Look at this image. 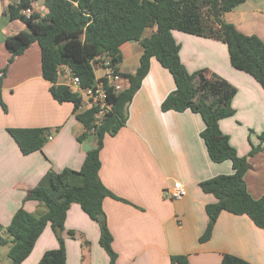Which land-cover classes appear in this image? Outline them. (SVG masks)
Returning a JSON list of instances; mask_svg holds the SVG:
<instances>
[{"label": "crops", "instance_id": "crops-1", "mask_svg": "<svg viewBox=\"0 0 264 264\" xmlns=\"http://www.w3.org/2000/svg\"><path fill=\"white\" fill-rule=\"evenodd\" d=\"M15 0H0V68L10 56L5 39L28 26L9 18L7 7ZM35 11L46 12L43 0H31ZM242 34H255L264 42V0H244L223 14ZM154 27L144 29L148 36ZM180 44L179 56L188 71L205 68L225 78L237 89L232 98L235 112L219 120L239 155L250 165L244 174L252 198L264 196V149L248 155L260 143L264 130V89L248 73L235 69L221 41L173 31ZM142 47L138 41L120 46V73L133 74ZM96 75L101 73L94 64ZM58 83L66 84L64 65L57 71ZM121 89L128 81L121 76ZM50 82L41 74L40 49L31 43L8 64L1 81L0 105V235L18 208L39 216L43 203L26 199L28 191L49 171L78 170L86 152L95 147L94 129H86L75 118L71 102L58 103L49 92ZM170 72L156 58L150 59L147 74L127 107V116L118 132L105 135L100 150V181L117 197L106 196L102 210L112 235L116 264H176L171 256L184 255L188 264H220L223 253L241 257L250 264H264V228L246 214L222 210L208 240L201 242L208 217L205 205L216 200L199 187V182L218 174L232 173L229 160L213 162L200 136L204 122L198 113L162 111L160 104L174 90ZM43 128L46 140L40 150L23 154L7 128ZM81 137V139H79ZM264 145V138L261 141ZM181 185L185 194L171 198L169 190ZM100 228L77 203H71L62 236L66 264H109L99 244ZM8 244L0 243V264H10ZM58 247L50 225L36 239L29 255L20 264H36L45 250Z\"/></svg>", "mask_w": 264, "mask_h": 264}, {"label": "trees", "instance_id": "trees-1", "mask_svg": "<svg viewBox=\"0 0 264 264\" xmlns=\"http://www.w3.org/2000/svg\"><path fill=\"white\" fill-rule=\"evenodd\" d=\"M244 0H43L48 12L32 11L23 15L21 9L30 6L31 0L9 4V18H18L28 31H19L5 39L10 56L0 68V105L6 112L2 99L1 81L8 64L31 43L40 49V67L43 78L50 82L49 92L58 103L71 102L73 111L78 109L81 98L72 93L66 84L58 83L60 65L69 68L83 87L95 81L96 58L108 59L114 71L123 76L127 87L116 90L102 78L111 108L96 123V108L75 113V118L86 129H94L95 147L86 152L78 170L65 168L60 172L49 171L28 191L26 199L44 204L46 211L35 216L18 208L5 227L6 237L0 243L8 244L10 264H20L31 252L44 227L49 224L58 247L43 252L36 264H66V250L62 236L67 210L71 203L81 209L100 228L99 244L109 257V264H116L112 249V235L105 220H98L103 213L102 200L116 197L99 179L100 150L105 135L118 132L127 116V107L148 72L150 59L166 68L174 80L175 88L160 104L162 111L186 109L198 113L204 127L200 136L208 157L213 162L229 160L232 173L218 174L199 182L203 192L211 193L216 200L205 205L208 217L200 235L201 242L209 239L214 223L222 210L233 214H246L253 223L264 228V196L252 198L244 181L250 165L247 155H239L230 143L228 134L219 127V120L232 116V98L237 89L225 78L201 68L188 71L180 60V44L173 31L212 38L226 45L230 64L251 75L264 89V42L255 34H242L223 19V14ZM147 27H154L148 36H142ZM127 41H138L142 47L138 67L133 74L120 73L118 64L122 56L120 46ZM23 154L40 150L46 135L43 128H7ZM264 130L259 134L263 140ZM81 139V137H79ZM261 141L252 145L248 155L264 149ZM117 198V197H116ZM176 264H188L184 255L171 256ZM220 264H250L233 254L223 253Z\"/></svg>", "mask_w": 264, "mask_h": 264}, {"label": "built area", "instance_id": "built-area-1", "mask_svg": "<svg viewBox=\"0 0 264 264\" xmlns=\"http://www.w3.org/2000/svg\"><path fill=\"white\" fill-rule=\"evenodd\" d=\"M19 0H15L14 3H18ZM32 11H34L31 5L27 8L21 9V13L25 16H29ZM98 65L100 67L101 73L96 75V81L92 86L83 87L77 76L71 75L68 67L65 69L68 73V80L66 85L72 93L77 94L81 98L80 105L78 109L81 111L95 107L96 112L94 114L96 123L99 122L101 117L110 110L111 104L107 102V92L102 78L107 79V84L113 85L116 90H120L121 86L117 83L121 79V75L114 71V67L110 64L108 59L96 58ZM185 194V189L181 185L175 186L173 189L169 190L168 195L171 198H179Z\"/></svg>", "mask_w": 264, "mask_h": 264}, {"label": "water", "instance_id": "water-1", "mask_svg": "<svg viewBox=\"0 0 264 264\" xmlns=\"http://www.w3.org/2000/svg\"><path fill=\"white\" fill-rule=\"evenodd\" d=\"M45 11L48 12V9L46 8ZM103 219H104V215L103 214L98 215V220L99 221H102Z\"/></svg>", "mask_w": 264, "mask_h": 264}, {"label": "rangeland", "instance_id": "rangeland-1", "mask_svg": "<svg viewBox=\"0 0 264 264\" xmlns=\"http://www.w3.org/2000/svg\"><path fill=\"white\" fill-rule=\"evenodd\" d=\"M35 1L37 2V4L41 2V0H35Z\"/></svg>", "mask_w": 264, "mask_h": 264}]
</instances>
